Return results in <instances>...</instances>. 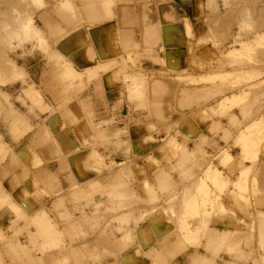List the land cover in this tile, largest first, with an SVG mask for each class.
Segmentation results:
<instances>
[{
  "label": "crops",
  "instance_id": "crops-1",
  "mask_svg": "<svg viewBox=\"0 0 264 264\" xmlns=\"http://www.w3.org/2000/svg\"><path fill=\"white\" fill-rule=\"evenodd\" d=\"M207 4V0H44L32 22L43 45L35 41L23 63L16 64L26 73L24 83L4 87L13 94L18 112L11 120L0 121V202L21 208L27 216L47 211L60 225L64 218L81 220L86 238L76 251L87 257L91 246L99 253L106 249L100 217L109 201L101 193L107 186L121 185L125 181L117 177L128 173L130 203H137L129 216L130 247L119 246L121 235L115 226L113 257H103L100 264H153L147 254L175 251L181 239L172 238L176 228L169 221L175 217L169 207L183 203L180 192L200 181L199 175L191 180L180 175L184 166L178 168L171 151L219 153L208 133L211 120L198 119L213 104L212 87L197 83L206 76L210 58ZM68 68L79 79H66ZM131 75L136 76L135 83L125 80ZM30 84L47 110L32 106L22 94ZM138 106L146 109L143 116L134 112ZM216 142L224 149L221 141ZM226 155L234 156L230 151ZM106 157L124 168L116 167L111 175ZM246 168L244 163L217 168L231 183L229 192ZM169 186L179 190L164 197L162 189ZM148 188L152 198L160 199L156 209L150 206ZM186 202L200 204L202 196ZM219 203L220 210L209 214L207 224L211 242L213 234L226 237L227 252L215 264H264V196L249 195L241 203L232 190ZM11 215L10 210L0 214V232L9 236ZM91 219L98 220L97 230L90 228ZM15 242L0 244L1 264H26V257H33L16 249ZM138 246L143 247L142 254ZM56 256L50 251L41 261L52 264ZM177 263L191 264L189 259Z\"/></svg>",
  "mask_w": 264,
  "mask_h": 264
},
{
  "label": "rangeland",
  "instance_id": "rangeland-1",
  "mask_svg": "<svg viewBox=\"0 0 264 264\" xmlns=\"http://www.w3.org/2000/svg\"><path fill=\"white\" fill-rule=\"evenodd\" d=\"M207 1L209 15L206 17V22L210 58L206 76L197 80V83L212 87L213 104L208 109H203L199 113L201 118H197L200 122L211 120L208 133L213 136V148L219 153L218 156H212L203 150L197 154H186V151L181 152L180 149L175 154L171 151L172 157L178 160V168L182 170L184 166L183 171L180 172L181 176L185 174L186 180H191L199 175V179L196 180L200 182L195 184L196 186L187 190L182 189L183 191L180 192L184 199L182 201L202 196V202L170 205L171 216L175 218L169 222L176 228L172 238H179L181 242L169 255H162L159 252L153 257L152 254H147L150 261L153 260V264H168L169 261L178 264L179 260L188 259L191 264H195L197 260H200L201 264L222 262L224 258L222 254L227 252L226 237L213 234V242H211V233L207 224V219H210L209 214L220 210L219 201L227 194L231 195L232 190L241 203L244 197L247 201L249 195L254 198L264 196V0ZM43 3L44 0H0V121L11 120L13 113L18 112L13 94L4 87L15 82L24 83L26 73L17 65L23 63L24 57L33 49L34 42L40 39L39 30L32 22L36 12L43 7ZM38 45H43L40 40ZM64 77L69 80L79 79L80 75L68 68ZM127 79L131 83L136 82V76L125 77V80ZM24 89L22 94L32 106L40 111L47 110L40 93L33 85L30 84ZM3 91L11 95L8 96ZM33 94L38 95L37 101L32 98ZM26 110L30 112L27 107ZM134 110L140 116L146 111L141 106ZM216 140L221 141L224 149L219 147ZM0 145L3 147L1 138ZM205 145L207 142L203 143V146ZM167 146L174 149L176 147L169 143ZM229 151L234 155L233 158L226 155ZM106 159L110 162L108 168L111 175L116 167L124 168L109 157ZM217 161L221 168L243 163L249 165V168L238 173L231 192L228 191L231 183L222 171L218 172L219 166L215 165ZM186 165H190V169ZM172 172L175 173L176 170L173 169ZM117 178L125 181L122 186L120 184L117 187L107 186L101 193L109 201L100 217L101 233L103 232L106 238V249L102 253L92 246L87 251V257L82 251L77 253L76 246L86 238L85 234H82L81 220L72 222L64 218L63 225H60L49 216L47 211L42 210L27 216L21 208L13 207L5 200L0 202V214L4 210L11 211L9 231L13 234L9 236L0 232V244H8L15 239L16 249H22L27 252L26 255H33L26 257V264H43L41 259H44L50 251H55L57 254L52 264H83L86 261L87 264H100L103 257L107 260L111 259L114 253L115 226L118 227L117 235H121L119 246L123 249L130 247L129 216L132 207L137 205L130 203L132 196L130 175L127 173L124 177ZM206 183L209 186L210 183L213 185L212 191ZM91 190L97 189L91 188ZM162 190L166 192L165 197L177 193L179 188L169 186ZM147 191L151 195L150 206L156 209L160 199L152 198L151 189L148 188ZM210 195L212 199L208 198ZM115 206L116 210H114ZM97 208L98 206L95 208L96 212ZM200 211L201 218L198 217ZM116 215H119L117 219H115ZM176 216L180 218L177 219ZM65 226L69 229H60ZM90 228L95 230L99 228L97 219L90 220ZM24 232L27 236H24ZM143 238H145L144 234L139 235L140 243ZM147 239H150L149 236ZM142 248L138 246V253H143ZM198 251L202 255L197 256ZM229 252L233 253L231 250ZM238 254L239 258L248 259L245 254ZM205 256H208L209 260ZM177 257L180 259L178 260Z\"/></svg>",
  "mask_w": 264,
  "mask_h": 264
},
{
  "label": "bare ground",
  "instance_id": "bare-ground-1",
  "mask_svg": "<svg viewBox=\"0 0 264 264\" xmlns=\"http://www.w3.org/2000/svg\"><path fill=\"white\" fill-rule=\"evenodd\" d=\"M26 91H27V90H26ZM37 96H38V95H37ZM37 96L33 94V95H32V98H33L35 101H37L38 98H39V97H37Z\"/></svg>",
  "mask_w": 264,
  "mask_h": 264
}]
</instances>
